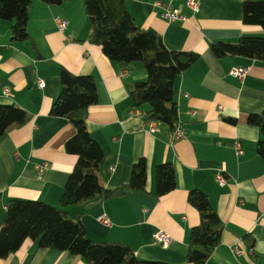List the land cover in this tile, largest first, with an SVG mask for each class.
<instances>
[{"label":"crops","instance_id":"crops-1","mask_svg":"<svg viewBox=\"0 0 264 264\" xmlns=\"http://www.w3.org/2000/svg\"><path fill=\"white\" fill-rule=\"evenodd\" d=\"M158 1L163 0H127L126 8L141 29L155 31L168 49L199 54L174 81L177 126L183 132L177 139L164 123L155 121L151 130L152 120L131 107L130 89L146 79V70L139 61L118 66L89 40L91 16L84 11V0L57 5L31 0L29 38L22 41H13L11 22L0 19V104H15L29 116L0 136V225L10 199L39 200L62 208L70 218L79 213L94 241L122 242L138 259L193 264L186 255L199 214L187 195L200 189L222 223L220 242L204 264H264V158L256 152L264 133L248 122L250 114L264 109V60L216 57L210 49L212 42L235 43L243 35H264V30L243 23L246 0H198L197 12L188 10L184 0H173L187 16L183 21L166 20ZM56 18L66 21L65 28L58 27ZM232 67L247 71L238 78L229 74ZM62 69L95 79L97 101L87 109L85 127L103 150L101 185L112 189L128 182L131 166L144 158V192L61 207L60 196L77 160L65 150L73 124L50 114L61 90ZM235 141L242 153L236 152ZM161 163L172 164L176 186L156 196L155 168ZM41 164L47 166L38 175L35 165ZM217 172L225 178L223 185L216 181ZM101 215L110 225L99 221ZM158 230L169 235L167 245L154 240ZM0 264L87 263L79 255L42 248L25 238Z\"/></svg>","mask_w":264,"mask_h":264},{"label":"trees","instance_id":"trees-1","mask_svg":"<svg viewBox=\"0 0 264 264\" xmlns=\"http://www.w3.org/2000/svg\"><path fill=\"white\" fill-rule=\"evenodd\" d=\"M48 5L66 0H41ZM127 0H84L86 14L91 16L89 40L101 46L102 52L124 68L139 61L146 70V79L136 81L130 95L132 108H138L145 120L164 123L173 131L178 124L174 100V81L198 58L192 51L170 50L155 31L143 30L126 8ZM31 0H0V19L9 20L13 41L29 38L27 24ZM242 21L259 25L264 30V0L242 3ZM210 49L216 57L242 56L264 60V35H243L237 42L215 41ZM61 90L53 101L50 114L69 119L75 128L67 139L65 150L77 160L65 182L59 202L61 207L82 205L95 198L109 199L127 191L144 192L146 162L139 159L131 166L128 182L108 189L99 181V163L103 150L85 127L87 109L97 101L96 82L91 75H74L65 69L60 73ZM29 119L27 112L15 104H0V136L21 126ZM234 122L233 119L230 120ZM248 122L264 133V109L252 113ZM264 158V141L256 147ZM156 196H162L176 186L175 171L170 163L155 168ZM187 200L199 214V222L189 233L187 261L204 264L221 237L222 223L212 209L207 194L191 189ZM25 238H32L39 247H54L79 255L87 264H170L159 260H144L134 256L130 247L117 241H94L86 232L79 213L70 218L65 210L39 200L12 198L8 201L0 225V258L15 252Z\"/></svg>","mask_w":264,"mask_h":264},{"label":"built area","instance_id":"built-area-1","mask_svg":"<svg viewBox=\"0 0 264 264\" xmlns=\"http://www.w3.org/2000/svg\"><path fill=\"white\" fill-rule=\"evenodd\" d=\"M173 0H163L155 2L156 6H159L162 8V16L168 20V21H183L187 18L186 14L181 11L180 8L174 7L172 5ZM186 8L192 12H197L199 10V1L198 0H184ZM57 25L60 29L65 28L66 21L62 18H56ZM247 69L244 67H232L229 70V74L238 78H241L245 73ZM39 87H44L45 82L43 80L38 81ZM4 94H7V89H4ZM155 124V121H150L149 126L150 129L153 130V126ZM182 130L179 128V126H176L173 133V138L177 139L182 136ZM235 149L237 153H242V150L240 148L239 142L235 141ZM46 164L41 165H35L36 172L38 175H41L43 173L44 168L46 167ZM216 181L219 185H223L225 183V178L221 172H217L215 174ZM99 221H101L105 225H110V220L107 216L101 215L99 217ZM154 240L157 243H161L163 245H167L170 242V237L167 235L164 231L158 230L153 235ZM232 250L235 254H238L240 250L236 247H232Z\"/></svg>","mask_w":264,"mask_h":264}]
</instances>
